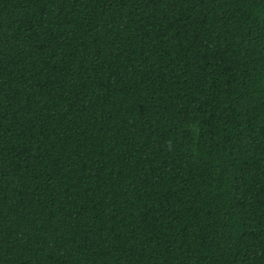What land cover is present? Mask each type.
Segmentation results:
<instances>
[{
  "label": "trees",
  "instance_id": "1",
  "mask_svg": "<svg viewBox=\"0 0 264 264\" xmlns=\"http://www.w3.org/2000/svg\"><path fill=\"white\" fill-rule=\"evenodd\" d=\"M0 264H264V0H0Z\"/></svg>",
  "mask_w": 264,
  "mask_h": 264
}]
</instances>
